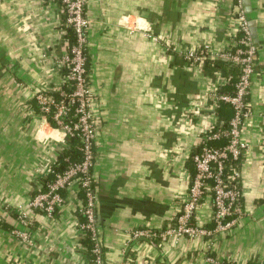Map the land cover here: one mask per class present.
<instances>
[{
  "label": "crops",
  "instance_id": "obj_1",
  "mask_svg": "<svg viewBox=\"0 0 264 264\" xmlns=\"http://www.w3.org/2000/svg\"><path fill=\"white\" fill-rule=\"evenodd\" d=\"M234 6L235 0H85L91 173L104 264H264V0H249V13L241 1L256 36L242 130L249 148L239 162L242 214L223 233L159 236L175 226L199 136L232 117L231 107L215 99L229 92L231 75L182 56L203 43L213 57L225 51ZM60 7L59 0H0V264H89L75 248L83 204L77 186L63 193L51 218L27 207L66 143L35 99L66 74L59 64L67 28ZM18 209L28 227L19 224ZM197 213L211 231L210 202L202 200ZM16 228L25 229L28 244L11 233ZM140 229L154 236L134 238Z\"/></svg>",
  "mask_w": 264,
  "mask_h": 264
},
{
  "label": "built area",
  "instance_id": "obj_2",
  "mask_svg": "<svg viewBox=\"0 0 264 264\" xmlns=\"http://www.w3.org/2000/svg\"><path fill=\"white\" fill-rule=\"evenodd\" d=\"M59 1L61 12L65 16L64 23L71 29L74 43L69 44L66 38L63 41L64 51L59 57V64L66 70V74L62 84L50 93H38L35 99L41 117L46 120L50 115L55 122L56 127H51L53 130L60 131L66 141L71 137L79 140L81 160L78 163L69 164L62 173H53L51 165L48 174H53V179L44 187L41 183L38 185L27 207L28 210L41 211L51 218L55 209L64 202L63 193L77 186L79 192L83 194V204L78 210L82 220L78 225L79 240L75 248L78 252L87 255L89 264H104L97 233L95 211L97 200L91 173L94 161L95 130L86 79L85 49L88 21L84 14L85 0ZM234 8V29L228 35L229 46L225 51L213 57L210 53V45L203 43L182 56L187 62L199 64L207 59L225 60L238 68L239 76L231 94H217L215 97L216 101L231 107L232 117L226 128H223V125L207 128L199 136L197 148L191 156L194 173L188 180V189L176 216L175 226L160 233V237L183 234L194 237L223 233L236 223L243 211L239 189L240 167L233 166L231 162H240L249 148L248 142L242 138V130L250 117L247 95L254 72L256 47L240 0H235ZM225 82L223 80V83ZM53 93H56V96H53ZM220 139H226L222 147L210 145L211 142ZM202 200L210 202V221L213 224L211 231L200 225L197 218L198 206ZM17 213L19 224L23 228L28 227L29 222L25 212L18 209ZM24 230L16 228L11 233L28 244L29 237ZM151 236H154V233L146 229L137 230L133 234L134 238H150ZM84 239L90 242L89 249L82 244Z\"/></svg>",
  "mask_w": 264,
  "mask_h": 264
},
{
  "label": "trees",
  "instance_id": "obj_3",
  "mask_svg": "<svg viewBox=\"0 0 264 264\" xmlns=\"http://www.w3.org/2000/svg\"><path fill=\"white\" fill-rule=\"evenodd\" d=\"M65 38L68 40L69 44L74 43V37L73 33L70 28H65ZM204 65L206 68H210L212 70H222L224 71L226 69V73L230 74L231 76L228 78V83L225 85V87L228 89L229 92H220V94L228 93L230 94L231 91L234 89L233 86L236 83L238 76H239V70H237L236 66H234L236 69L228 67V62L224 60H204ZM228 67V68H227ZM224 87V86H223ZM66 90V89H65ZM53 96H56V93H53ZM47 122L51 127H56L55 122L51 118L50 115L47 116ZM227 124L225 123L223 125V128H226ZM226 139H220L218 141H213L210 143L213 147H222L225 144ZM65 148H62L61 152L59 153L56 161L53 163L51 170L53 173H62L66 167L69 164L78 163L81 160V153L79 150L80 143L79 140L76 137L68 138L66 141ZM231 164L236 167H240L239 162L232 161ZM193 174V173H192ZM191 174V176H192ZM53 179V174H48L46 177H44V180L41 182L42 187H44L47 183L51 182ZM80 196L83 198V194L80 193ZM82 219V217H79ZM82 244L89 249L90 242L88 239H84L82 241Z\"/></svg>",
  "mask_w": 264,
  "mask_h": 264
},
{
  "label": "water",
  "instance_id": "obj_4",
  "mask_svg": "<svg viewBox=\"0 0 264 264\" xmlns=\"http://www.w3.org/2000/svg\"><path fill=\"white\" fill-rule=\"evenodd\" d=\"M243 6L245 7V11L246 12H250L249 9V0H241ZM248 26H249V32L253 38V40H256V36H255V29H254V23L252 21L248 22Z\"/></svg>",
  "mask_w": 264,
  "mask_h": 264
}]
</instances>
